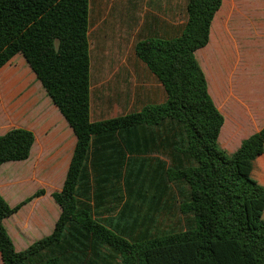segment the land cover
Returning a JSON list of instances; mask_svg holds the SVG:
<instances>
[{
    "label": "trees",
    "instance_id": "16d2710c",
    "mask_svg": "<svg viewBox=\"0 0 264 264\" xmlns=\"http://www.w3.org/2000/svg\"><path fill=\"white\" fill-rule=\"evenodd\" d=\"M222 4L188 0L181 36L137 42L136 56L164 85L165 103L93 122L91 0H0V69L23 54L77 136L63 189L52 194L62 212L50 236L18 252L4 221L46 191L15 207L0 193L4 264H264V128L235 153L218 147L225 119L195 56L208 45ZM115 133L135 135L138 155L162 144L170 164L152 173L143 163L140 172L117 175L121 217L113 228L94 212L106 211L107 177L88 165L95 140ZM35 140L24 128L0 136V167L28 160ZM162 182L188 188L179 209L191 221L184 230L154 236L146 228L138 236L137 216L161 203Z\"/></svg>",
    "mask_w": 264,
    "mask_h": 264
},
{
    "label": "crops",
    "instance_id": "0c3cea01",
    "mask_svg": "<svg viewBox=\"0 0 264 264\" xmlns=\"http://www.w3.org/2000/svg\"><path fill=\"white\" fill-rule=\"evenodd\" d=\"M187 2L128 0V27L137 26L138 41L179 37L189 20ZM91 31L90 21V43ZM137 42L133 62L117 55L118 67L109 69L106 65L99 69L96 86L92 61L93 122L125 116L147 105L167 101L164 85L137 58ZM195 56L206 76L209 94L225 119L219 143L229 154L235 153L244 140L264 128V0H223L212 22L210 41ZM111 70L118 79L116 85H103L109 80ZM15 128L31 130L36 140L28 160L8 162L0 167L1 195L15 207L42 190L41 174L47 175L53 187L51 191L44 189V195L34 198L4 221L16 250L23 252L55 230L62 210L52 194L63 189L64 184L58 186L61 173H65L66 180L77 136L21 53L0 69V136ZM163 151L164 146L157 144L147 155H138L136 137L131 134L115 133L95 140L88 169L90 173L107 177L102 196L105 213L94 206L100 220L113 228L119 227L121 184L117 175L131 174L144 166L146 172L160 171L162 160L149 162L144 158L159 157ZM21 172L27 176L18 181ZM26 179L28 186L22 183ZM57 187L59 190L55 191ZM159 206H154L147 215L137 216L142 223L138 236L146 228L154 236L159 234L155 231L154 217ZM0 264H4L1 253Z\"/></svg>",
    "mask_w": 264,
    "mask_h": 264
},
{
    "label": "rangeland",
    "instance_id": "374dc122",
    "mask_svg": "<svg viewBox=\"0 0 264 264\" xmlns=\"http://www.w3.org/2000/svg\"><path fill=\"white\" fill-rule=\"evenodd\" d=\"M127 7L128 0H91V50L95 86L98 84L97 74L99 69H103L102 67H105L106 65L109 69L118 67L120 62L117 55H124L127 57L126 60L128 62H133L132 55L134 53V45L139 40V33H137L135 29L137 27L136 25L135 28L132 27L129 29L128 27L126 21ZM112 70L110 71L109 80L103 85H116L118 79L113 75L114 70ZM128 82H131V78ZM218 147L222 149L220 143L218 144ZM144 159L149 162H155L156 159L158 161H169V155L167 152L163 151L159 154V157L149 155ZM141 170L142 169L137 168L132 174L140 172ZM18 174V181L27 176L22 172ZM64 180L65 173L63 172L61 173V179L58 186H62ZM40 181L42 185L41 189H47L46 191L53 190V187H50V181L47 180V175L41 174ZM22 183L25 186H28L27 179ZM163 183L167 189L160 206L154 213L156 220L155 231L161 233L184 230L191 221V218L184 216L180 212L179 206L183 198H186L188 188L183 185H176L167 182H162L161 186ZM147 188L151 191L150 194L155 193L153 185H147ZM116 189L117 186L115 190ZM56 190H59V187H57L55 191ZM147 213H149L148 208L143 207L140 212L141 216L147 215Z\"/></svg>",
    "mask_w": 264,
    "mask_h": 264
}]
</instances>
